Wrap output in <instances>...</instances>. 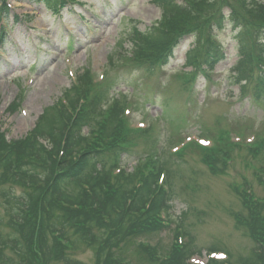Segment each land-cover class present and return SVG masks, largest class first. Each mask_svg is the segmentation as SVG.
Masks as SVG:
<instances>
[{
    "label": "rangeland",
    "instance_id": "374dc122",
    "mask_svg": "<svg viewBox=\"0 0 264 264\" xmlns=\"http://www.w3.org/2000/svg\"><path fill=\"white\" fill-rule=\"evenodd\" d=\"M188 1L176 4L188 7ZM193 1L201 13L197 25L176 45L163 37L164 16L171 10L161 11L155 0H69L58 13L30 0L7 3L0 45V132L7 141L25 137L70 88L83 106L89 97L108 92L93 110L87 108L103 118L118 101L130 134L120 166L127 173L149 170V163L166 170L173 225L129 242L121 254L129 264H147L136 255L138 241L164 256L176 244L173 230L180 224L201 249L196 264L206 263L209 248L223 252L216 264H238L250 255L252 241L264 249V85H257L258 76L264 78V57L241 64L232 26L224 23L221 32L207 27L215 19H230L231 11L247 20L246 12L264 0H220L227 3L220 11L219 0ZM212 37L218 43L212 47H221L224 56L203 66L205 39L211 43ZM229 143L234 144L230 156H221L230 162L214 173L200 152L222 145L225 150ZM9 188L0 174V194ZM13 195L14 208L21 191ZM7 206L0 195L2 220ZM72 257L93 264L88 246L76 247Z\"/></svg>",
    "mask_w": 264,
    "mask_h": 264
},
{
    "label": "trees",
    "instance_id": "16d2710c",
    "mask_svg": "<svg viewBox=\"0 0 264 264\" xmlns=\"http://www.w3.org/2000/svg\"><path fill=\"white\" fill-rule=\"evenodd\" d=\"M6 1L0 0V23L9 14ZM30 1L53 10L58 2H65ZM155 1L161 11L171 10L162 24L163 37L169 45L172 42L176 45L181 37L195 29L201 14L196 8L197 1L185 2L188 7L177 5L176 0ZM222 4L227 5L225 1H217V11L222 10ZM174 9L177 15H171ZM246 13L247 20L231 11L230 19L219 18L207 24L213 31L222 30L224 23L232 26L237 56L244 60L241 63L244 65L251 63L255 55L264 56V4ZM212 45L205 39L207 53L202 54L203 66L212 65L224 56L220 47ZM257 80V85H264L262 76ZM73 89L64 93L68 106L58 102L44 110L28 138L8 146L0 134V174L2 181L10 186L8 194L0 195L12 214L10 219L5 212L7 219L0 217V264H85L72 257L73 250L80 246L92 249L93 264H129L121 259L129 242L170 230L161 217L171 209L173 199L171 189L158 188L160 176L166 171L163 165L149 163L153 165L149 170L137 168L132 174L124 171L112 174L119 167V158L127 152L124 142L130 135L119 114L118 101L114 102L110 114L102 118L87 108L89 105L93 110L106 99L108 92L101 96L98 92L99 98L89 97L86 106H80L76 112L78 105ZM97 116L102 118L100 122L96 121ZM40 141L48 145L42 146ZM221 154L220 150L200 152L203 163L214 173L225 165ZM16 189L21 191L15 200L18 209L11 207L9 199H14ZM177 227L179 239L176 240L173 230L176 244L164 256H158L140 241L135 245L136 255L147 264H189V259L200 255L201 249H197L193 236L182 224ZM261 227L264 229V223ZM182 236L186 238L185 243H178ZM252 245L250 255L239 258L238 264H264V249L255 241ZM208 264L216 262L210 260Z\"/></svg>",
    "mask_w": 264,
    "mask_h": 264
}]
</instances>
